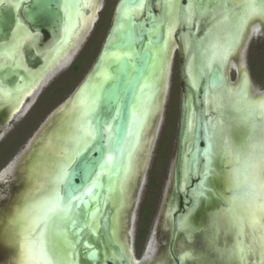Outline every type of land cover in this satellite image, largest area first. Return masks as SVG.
Returning <instances> with one entry per match:
<instances>
[{
	"label": "flooded vegetation",
	"instance_id": "af4514ba",
	"mask_svg": "<svg viewBox=\"0 0 264 264\" xmlns=\"http://www.w3.org/2000/svg\"><path fill=\"white\" fill-rule=\"evenodd\" d=\"M1 1L3 2L0 4V8L8 2L16 0ZM23 1H25L24 3H29L32 0H19L15 5L20 6ZM237 2L238 0H58L57 2L55 9L61 15V24L56 25L54 28L60 33L61 37L51 47L50 55L52 56L50 58L48 56V67L53 62L57 66H60V64L64 65L65 63V66L71 68V72L76 73L85 62L93 57L92 64L84 76L85 78L102 55L100 68L95 73L92 83L93 88L85 87L84 94L81 93L82 97L84 95L90 98L96 93V89L100 87L98 85L107 82L112 77L108 66L109 62L120 61L126 56L127 49H124L122 46H115V44L121 39L122 33L126 30L127 18L134 16L133 18L136 20H141L151 14V22L155 24V28L157 30L163 29L164 31V42L161 41L159 44L153 45L150 51H153L152 53L155 51V63H158L159 60L163 62L165 59L169 63L165 99H163L162 104V106L164 105V109L161 111L164 112L165 108L167 110L166 106L170 101L171 103L167 110L168 117L170 112L174 113L170 149L174 147L175 149L172 151V154L168 151L164 158L159 159L161 142L160 147H158V155L154 158V163L149 168L148 158L154 151V142L158 139L163 117L162 112L160 116L156 114L157 116L155 115L154 117L152 114L159 107L157 106L159 105V90L153 94H146V101L150 102L145 107L147 117H140L139 105H137V119H135L134 123L133 121L131 122V129L138 128L139 132L143 129L142 126L148 123V126L145 127L146 136L150 139L154 132L156 135L155 138H151L150 142H147L148 144L146 143L144 146L148 149L149 144L153 142L149 155L145 156V148V150L143 149L144 152L142 149L139 151L136 165L137 175L135 177L131 175L129 178V180H132V184L126 201H123L125 194L119 192V198L122 200L115 215V240L122 247H125V240L130 237L131 243H128L127 248L129 254L133 257V264H204V260L208 264L213 252L200 256L199 247L202 245L209 222L215 219L217 215H220L224 210L223 208L229 207L228 199L225 201L223 194V173L230 168L225 157L226 155L227 157L232 156L234 158L238 156L250 157L249 149L261 142L264 123L257 115L254 99L263 96L264 89L262 92H257L254 74L258 71L257 73L264 75V66L259 67V65L264 63V14L252 16V20L246 25L248 21L245 19L242 22V17L245 16L248 0L242 4ZM170 3H174V7H171V9L169 7ZM136 4H141L142 6L134 8L126 16V6ZM256 4L258 7H264V0H257ZM189 10H192L191 15L189 14ZM133 11H136L137 14L133 13ZM23 21L30 27L25 19ZM162 24H164L163 27L161 26ZM42 32L45 35V39L51 37L48 29L44 28ZM152 34L153 32L150 36ZM171 35L172 38L170 37ZM85 36L87 37L84 39V47L79 48L78 52L75 53ZM90 45L92 47L90 48L89 56L80 60L85 55L84 51ZM213 45L220 50L226 49L227 55L222 62H213L211 67H208L207 64L212 55ZM4 60L5 57L2 58L0 56V64H3ZM80 62H83L81 66H79ZM106 71L109 73L108 75ZM38 75L34 78L35 83L24 87L20 90L21 92L10 93L6 87L0 84V104L5 106L4 111L6 109L10 110V116L18 111L23 101L28 99L33 93L34 90L31 88L41 77V74ZM218 80L222 82L218 86L212 87V82ZM23 91H26L28 95L23 96ZM59 92V90H53V95L55 96ZM20 97L24 98L23 101L20 104H16V98L20 99ZM214 97L221 100L219 101L220 106H217V102L213 100ZM241 98H243V101H241ZM43 99L45 100V97ZM77 102L79 101L71 102L77 108L76 117L84 111L83 107L85 105H78L79 103ZM71 103L68 105L63 104L55 110L53 114H56L58 111L60 112L54 115L49 128H55L61 124L59 119L62 120L63 113L74 108ZM247 103L248 106H245ZM183 105L186 109V122L182 129ZM140 108L142 109L143 106H140ZM237 109L239 110L237 111ZM247 110L251 111L250 120H245L246 115L244 113ZM240 117L248 123L242 121L243 119ZM138 119L143 123H139ZM199 120H204V122H200ZM221 120L225 122L220 123ZM235 121L238 124H235ZM150 124L151 126L153 125L152 128ZM164 125L166 126V124ZM235 125L243 130L241 143L239 144L240 148L233 145L235 143L234 139H237V134L233 132ZM248 125L252 127L251 134L249 129L247 132L244 131V128L248 127ZM226 139L227 145L225 144ZM197 143L200 147L210 143L212 147V153H208V156L210 155V165L206 164L205 158L197 159V161L193 159L192 152ZM140 152L142 155H140ZM142 156L145 159L143 158V164H140ZM194 163H196V166ZM141 166L142 172H140ZM50 170L42 167L33 171L35 175L39 173L38 177H31V170L26 174V182H24L23 187L27 195H29L27 199L31 205L33 201L42 200V194L39 195L41 191L46 192L51 190V186H49L51 185L50 180H47V178L55 172V169ZM206 170L209 172L208 176H205ZM127 173L118 182V189H121L122 183L126 182L124 190H128L127 187L129 188L130 183L128 184V181L124 180ZM147 174V182L145 183L144 179ZM18 182L19 180L17 179V184ZM144 183L145 187L143 193H141L140 190L143 189ZM135 184H137V187L134 193V201L137 199L139 193L140 200L138 198L139 202H135L136 206L134 205L135 209L131 218L128 212L129 202L131 201L132 188ZM47 185L49 188L46 187ZM202 186L206 189V192L204 197H201L197 202L195 197ZM43 188L45 191H43ZM244 192L241 190V187H238L234 191H227V195L230 197V200H233L234 197L240 198ZM108 195L111 196V193ZM233 205L234 202L231 203V206ZM45 210H47V205L43 208L41 215L46 212ZM213 211H215V215H213ZM94 216L96 217V215ZM185 216H188L189 223L194 229L190 235L181 227V221ZM53 219L55 220V218ZM53 219L51 218L50 224ZM123 219L126 221L124 222ZM78 220L79 217H76L77 222ZM95 226L96 228H94ZM128 227H130L129 231ZM92 228L95 233H99L100 228L97 222L88 227V229ZM83 230L86 232L85 228ZM122 230L124 231V235ZM91 235L94 238V234L91 233ZM123 238L125 239L123 240ZM223 242V237L218 239L217 247L221 246L223 248ZM196 258L198 259L196 260ZM212 258V261H216L217 264L243 263L240 260L225 262L222 254H214ZM222 261L224 262L222 263ZM213 263L216 264L215 262Z\"/></svg>",
	"mask_w": 264,
	"mask_h": 264
},
{
	"label": "water",
	"instance_id": "95a60500",
	"mask_svg": "<svg viewBox=\"0 0 264 264\" xmlns=\"http://www.w3.org/2000/svg\"><path fill=\"white\" fill-rule=\"evenodd\" d=\"M17 1L19 0L8 2L0 8V20L2 19V14L11 11L15 3H18ZM2 2L0 0V4ZM24 2L18 6L16 12L19 23L15 25V28H11L10 32L0 38V56L5 57L4 63L0 68V84L6 87L10 93L18 92L24 87H28L32 83L34 84V78L37 74H42L40 77L42 79L50 71L55 62L48 67V52L52 50V45L61 37L60 33L54 28L56 24H54V13L52 12V8L55 9L57 7L58 0H32L29 3ZM41 17L45 18V21L37 22V19ZM23 19H25L30 27L24 23ZM151 19V14L141 20H136L131 16L127 18L126 30L122 33L121 39L116 42L115 46L126 48L128 55L124 56L120 61L109 62L108 66L112 77L96 89V92L100 93L101 98L98 107L91 117L93 126L97 129L95 138L88 144L87 150L83 152V155L73 165V168L78 170L73 178V183L80 190L77 193L78 195L83 194L84 190L92 184L93 180L97 181L96 186L91 188L94 194L92 199L88 200L86 195H84L82 201L74 202L72 212L70 213V221L65 219L64 222L68 230L82 240L81 251L78 255L82 264H133V257L129 254L127 248L128 243H131L130 237L125 240V247H122L115 240V215L116 210L121 205L118 182L127 172L129 156L135 150L136 137L138 135V128L131 129L133 106L142 95L153 94L158 90V104L162 102L163 97L165 99L169 63L166 59L163 62L159 60L158 63H155V53L150 51L153 45H157L161 41L164 42V31L163 29L157 30ZM163 25L161 26L163 27ZM21 28L35 33V35L31 40L22 43L18 48H13V44L16 42L17 34ZM44 28L48 29L51 33V37L48 39H45V35L42 32ZM152 32L153 34L150 36ZM31 41L36 42L38 51L33 56L32 67L28 68L24 63L23 57L19 56L18 53L21 47L28 45ZM3 45L10 49L5 50L6 48H3ZM101 57L102 55L100 59ZM100 59L63 104L80 100L81 93L85 87L93 88L92 83L95 73L100 67ZM9 70L13 71L11 74L6 75ZM40 79L32 86V90L37 87ZM140 93L142 94L139 96ZM109 96H111V100L108 99ZM117 97L119 99L118 103L116 102ZM157 106L160 107V105ZM163 109L164 105L162 106V111ZM4 115L6 118L10 116V110L6 109ZM199 121L201 122L202 120ZM104 122H107V124L105 125ZM185 122L186 109L183 105L182 129ZM106 126H110V133L100 131L101 128ZM48 129L49 127L43 129L42 134L38 135V140L33 144L29 157L23 161L20 182L19 184L16 183L18 188L22 187L24 182H26L25 176L29 173V161L34 152L43 145ZM130 134L131 136L133 134V136L129 138ZM146 151L147 148L144 153ZM208 153H212L210 143L201 147L197 143L192 152V157L196 161L197 159L205 158L206 164H209L210 155L208 156ZM110 158H113L112 164L110 163ZM143 158L142 156L140 164H143ZM194 164L196 166V163ZM86 165L94 169L91 178L84 171ZM100 165H104V168L101 169ZM109 165H112V168ZM207 170L205 176L209 173ZM140 172H142V166L140 167ZM136 187L137 184L132 188L131 201L129 202L128 212L131 218L133 217L135 202L138 201L140 195L139 193L137 200L134 201ZM108 193H111L114 199H111L110 195H107ZM75 217H79L78 222H76ZM96 222L100 228L99 233H95L93 229H88V227ZM83 228H86L85 236L80 234ZM127 229L129 231L130 227ZM91 233L94 234V238ZM2 243L1 241L0 245ZM84 246H88L89 250H83ZM98 247L101 248L99 253L95 251Z\"/></svg>",
	"mask_w": 264,
	"mask_h": 264
},
{
	"label": "bare ground",
	"instance_id": "6f19581e",
	"mask_svg": "<svg viewBox=\"0 0 264 264\" xmlns=\"http://www.w3.org/2000/svg\"><path fill=\"white\" fill-rule=\"evenodd\" d=\"M247 0H238L237 3L239 4H242V3H245ZM257 1V0H256ZM144 5V4H143ZM244 6V5H243ZM168 8V7H167ZM171 9V8H170ZM168 9V10H170ZM134 10V9H133ZM142 10V9H141ZM137 12L139 13V11L137 10ZM166 12V11H165ZM171 12V11H170ZM133 13H136V11H133ZM169 13V12H167ZM137 14V13H136ZM171 15V14H170ZM257 16L260 15V14H256ZM252 16L254 15H251V16H248L247 17V21L246 22V25L249 24V22L252 20ZM261 16V15H260ZM134 17V16H133ZM176 25V24H175ZM169 27V26H168ZM176 27V26H175ZM171 28L173 29V27L171 26ZM170 28V30H171ZM174 30V29H173ZM73 32V31H72ZM76 33V32H75ZM170 33V32H169ZM168 33V35H169ZM245 34V33H244ZM76 35V34H75ZM244 36V35H243ZM172 38V35L170 36ZM170 38V40H171ZM168 39H169V36H168ZM170 44V43H169ZM172 44V43H171ZM236 44V43H235ZM169 46V45H168ZM68 47V46H67ZM66 50V49H65ZM64 50V51H65ZM57 51V50H56ZM63 51V52H64ZM153 52V51H152ZM155 53V51H154ZM114 54V53H113ZM60 56V55H59ZM58 56V57H59ZM121 56V55H120ZM116 57V56H114ZM4 58V57H2ZM117 58V57H116ZM67 59V58H66ZM66 59H64V61L66 63H68L66 61ZM118 60V59H117ZM2 63V61H1ZM52 63V62H51ZM54 63V62H53ZM61 65L63 64H60V67ZM51 66V65H50ZM103 66V65H102ZM100 68V67H99ZM107 68V67H106ZM54 70H57V69H54ZM243 70V69H242ZM100 72V71H99ZM107 72V71H106ZM109 73L107 72V75ZM40 75V74H39ZM38 75V76H39ZM42 75V74H41ZM103 75V74H102ZM45 76V75H44ZM43 76V77H44ZM112 76V75H111ZM105 79V78H104ZM103 79V80H104ZM37 81V80H36ZM106 81V80H105ZM244 81V80H243ZM33 84V83H32ZM245 84V83H243ZM101 85V84H100ZM98 85V86H100ZM246 85V84H245ZM39 86V85H37ZM233 86V85H232ZM243 87V85H241ZM31 88V87H30ZM98 88V87H97ZM231 88V87H230ZM249 88V87H248ZM26 89V88H25ZM24 89V90H25ZM96 89V88H95ZM240 89V88H239ZM29 90V89H28ZM85 90V89H84ZM94 90V89H93ZM250 90V89H249ZM30 91V90H29ZM95 91V90H94ZM19 92V91H18ZM21 92V91H20ZM24 92V91H23ZM86 92V91H85ZM90 92V91H89ZM232 92V91H231ZM83 93V92H82ZM87 93V92H86ZM85 93V94H86ZM250 93V92H249ZM4 94V93H3ZM21 94V93H20ZM37 94V93H36ZM35 94V95H36ZM84 94V93H83ZM142 94V93H140ZM248 94V92H247ZM28 95L26 93V91L23 93V96H26ZM157 95V94H155ZM230 95V93H229ZM12 96V95H11ZM15 96V95H14ZM18 96V95H17ZM33 96V95H32ZM89 96V95H88ZM215 96V95H213ZM218 96V95H217ZM228 96V95H227ZM157 97V96H156ZM251 97V96H250ZM253 97V96H252ZM14 99V98H13ZM23 97H20L19 98H16V104H20L22 101H23ZM89 99V97H86L83 95V97L81 96V99L78 100L79 103L78 105H81V104H85V102ZM163 99L162 98V102L159 104L160 107H158V110H155V112H151L154 117L155 115L159 114V116L161 115V110H162V104H163ZM220 99V97H219ZM243 98H241V101ZM254 99V98H253ZM6 100V99H5ZM9 100H12V99H9ZM8 100V101H9ZM149 100V99H148ZM250 100V98H249ZM254 103H255V106H256V111H257V115L261 118L260 120H263L262 122L264 123V117H262L258 111V109L261 107V106H264V95L261 96L260 98H256L254 99ZM1 101H2V96H1ZM221 101V100H219ZM252 101V100H251ZM5 102V101H4ZM213 102V101H212ZM253 102V101H252ZM8 103V102H7ZM150 102L146 101V98H145V95H143V97H139V100L138 102L133 106V115H132V121L134 123L135 119L136 118V115H137V110L139 109L140 111V117H147V113H146V109L145 107H147V104H149ZM214 103V102H213ZM244 103V102H243ZM155 104V103H154ZM208 104V102H207ZM68 105V104H67ZM72 105V103H71ZM139 105L138 109L136 108V106ZM153 105V104H152ZM223 105V104H222ZM73 106V105H72ZM140 106L143 108L141 109ZM214 106V104H213ZM212 106V107H213ZM253 106V105H252ZM74 107V106H73ZM83 107V106H82ZM154 107V106H153ZM84 108V107H83ZM214 108V107H213ZM212 108V109H213ZM157 109V108H156ZM240 109V108H239ZM237 109V111L239 110ZM244 109V108H243ZM80 110V109H78ZM76 113H77V108L74 107V108H71L70 111H65L63 114V118L65 117V122L62 124L63 122V118L62 120L59 119V121H61L60 123L62 124L61 126L57 125L55 128H49V137H46V139L44 140L43 142V145L36 151L35 155L33 157H48V154L45 153V151H48L50 152L52 155V157H59V155L57 156L56 153H58L59 151V146L63 143L64 139L67 138L69 135H71L73 132H74V125L76 124H73V120L74 117H76ZM83 113V112H82ZM82 113H79V119L81 118L82 116ZM242 114V113H241ZM246 115V118L245 120H250L251 118V111H245L244 113ZM152 116V115H151ZM60 117V116H59ZM258 117V118H259ZM242 118V117H240ZM243 119V118H242ZM71 120V121H70ZM159 120V119H158ZM241 120V119H240ZM244 119L242 121H245ZM139 121V119H138ZM143 123L141 120L139 121V123ZM153 122V120H152ZM247 122V121H245ZM145 123V122H144ZM193 123V122H192ZM248 123V122H247ZM251 123V122H250ZM148 124V123H147ZM146 123L142 126V130H140L138 132V137L136 139V147H135V150L134 152L131 154L132 156L129 157V162L127 164L128 168H127V174H126V177L124 178V180L128 181V184H129V188L127 187V191H125L124 189L126 188L125 186V183L126 182H123L122 183V188L121 189H118V192H122V194H125L124 198H123V201H126L127 200V196L129 195V190L131 188V184H132V180H129L130 176L133 175L134 177L137 175V168H136V165H137V156H138V153L139 151L142 149H144L145 147V144L148 142H150L149 140L151 138H155V135L156 133L154 132L153 133V136L151 135L150 139L148 138V136H146L145 134V127H147ZM152 124V123H151ZM150 124V126H151ZM136 125V124H135ZM153 126V125H152ZM151 126V128H152ZM157 126V125H156ZM264 126V124H263ZM140 127V126H139ZM135 129V128H134ZM156 130V128H155ZM65 133L66 136H63V137H60L57 135L58 134H61L62 133ZM68 132V133H67ZM148 132V131H147ZM144 134H145V137H144ZM131 135V134H130ZM130 135H129V138H130ZM54 136L55 138L57 137L61 142H57V139H54ZM133 136V134H132ZM131 136V137H132ZM139 136L140 139H139ZM221 138V137H220ZM93 139H86L85 141H82L81 142V145L80 147L83 149L85 147L88 146V144L92 141ZM227 140V139H226ZM36 142V141H35ZM49 143V144H48ZM155 143V142H154ZM252 144V143H251ZM250 144V146H251ZM254 144V143H253ZM47 145V146H46ZM150 146H148V149L145 153V156L149 155V153L151 152V148H152V145H153V142H151V144H149ZM251 148V147H250ZM146 149V148H145ZM231 150V149H230ZM227 151V150H226ZM142 152V151H141ZM140 152V155H142ZM249 156L250 157H247L246 161L244 164H247V166L245 167L246 171H245V174L248 175V178H247V181H246V184L244 185L241 181H238V176H236L238 173L241 174V171L237 168L238 165H239V156L238 157H226L227 158V164L230 166V168H228V170L226 172H224V196H225V201H227L228 199V202L229 201H232V203L234 202V205L231 206V211L230 212H226L225 210L228 209L229 207H225L223 208L224 210L222 211V213L220 215H217L215 217V219L217 218V220L215 219H212L210 222H209V227L207 229V232H206V235L203 237L204 239L202 240V245H204L203 247H199V255L202 256V255H207L210 254L211 252H213V255H223L224 256V259H225V262H232L231 260H239L238 258H235L233 256H231V252L235 249H237L238 247H243L245 249H249L248 251V254L245 255L244 259L241 261L243 262L242 264H264V228H261L260 225H257L255 222L257 219H259L261 222H264V209L261 208V205L264 204V189L261 188V184L262 182H264V127H263V133H262V136H261V142L257 145H255L254 147H252L251 149H249ZM227 153V152H226ZM229 153V152H228ZM144 154V153H143ZM222 154V153H221ZM232 155V154H231ZM244 156V155H243ZM252 156V157H251ZM242 157V156H241ZM33 159V160H32ZM30 159V168L32 166H35L34 169H30L29 166V172L30 170L33 172L36 169V163H35V160L34 158ZM45 159V158H44ZM53 159V160H54ZM60 159V158H58ZM145 159V158H144ZM39 160V159H38ZM41 160V159H40ZM52 160V159H51ZM56 160V159H55ZM238 160V161H237ZM50 162V160H45L44 162H42L41 166L43 168H49L48 167V163ZM112 161H113V158H110V163L112 164ZM236 161V163H235ZM37 162V160H36ZM57 162L59 163V160H57ZM225 162V160H224ZM241 162V160H240ZM55 163V162H54ZM226 163V162H225ZM235 163V164H234ZM242 163V162H241ZM240 163V164H241ZM244 164L242 166H244ZM52 165L56 166L58 164H53ZM210 165V164H209ZM39 166V165H38ZM52 166V167H53ZM187 166V165H186ZM236 166V168H235ZM41 167V168H42ZM110 168H112V165H109ZM55 168V167H54ZM53 168V169H54ZM52 169V168H51ZM50 170V169H49ZM223 170V169H222ZM51 171V170H50ZM49 171V173H51ZM48 173V174H49ZM54 173V172H53ZM222 174V173H221ZM239 174V175H240ZM132 176V177H133ZM44 177V176H43ZM50 177V175H49ZM49 177L47 178V180L49 179ZM222 177V175H221ZM240 177V176H239ZM241 178V177H240ZM19 180V179H18ZM108 180V179H107ZM45 181H46V178H45ZM100 181V179H99ZM131 181V182H130ZM20 182V180H19ZM18 182V184H19ZM50 182V181H49ZM15 183H17V180L15 181ZM47 183V182H46ZM120 184V183H119ZM45 185V184H44ZM51 186V185H49ZM49 186L47 185L46 187L49 188ZM45 188V186H43ZM238 187H241V190L244 192L240 198H237V197H232L233 200L229 199L230 197L227 195V191H234L236 190ZM22 188V189H21ZM43 188V191H45ZM18 190L14 192V194L12 193L11 194V201L10 203L7 205V206H4V208L6 210H3L2 213H0V224L3 222L4 224H8L9 223V228H10V231H12V233H15L17 235H15L16 237L15 238H18L17 240L20 239V241L17 243L18 244V251H19V260L16 262V264H26L25 262V259L22 258L21 256V243L24 242V236L26 235H30V232L28 231V228H29V222L28 220H18L17 217H18V210L24 208L25 204L29 202V200L27 199V197L29 195H27L26 193V190H24V187L22 185V187L20 186V188H17ZM48 190V189H47ZM184 190V189H183ZM30 191V190H29ZM40 192V191H39ZM47 192V191H46ZM137 192V191H136ZM44 192H40L39 195L43 194ZM37 194V193H36ZM45 194V193H44ZM109 194V193H108ZM107 194V195H108ZM221 194V193H220ZM230 194V193H229ZM32 196V194H30ZM93 191L91 189V191L89 192V194L86 195V198H88V200H91L92 197H93ZM30 196V198H32ZM35 196V195H34ZM33 196V198H35ZM43 196V195H42ZM41 196V197H42ZM112 196V195H111ZM110 196V198H111ZM234 196V195H233ZM29 198V197H28ZM40 198V197H39ZM44 198V199H43ZM42 200H39L37 202H35L36 204L31 208L30 210V215H29V220L32 219V218H38L40 217L41 215V212H43V208L46 207V198L43 197ZM113 199V197H112ZM224 199V198H223ZM122 199H120L121 201ZM137 200V199H136ZM226 202V203H228ZM38 203V204H37ZM13 209L14 212H13ZM46 211V210H45ZM118 211V210H117ZM16 214V218H15V222L13 223L12 221V218H14L15 214ZM215 211H213V215ZM217 213V212H216ZM220 213V212H219ZM212 215V213H211ZM124 216V215H123ZM10 218V221L8 222V219ZM76 218V217H75ZM116 218V216H115ZM53 219V218H52ZM211 219V217H210ZM61 220V219H60ZM70 221V219H67V221ZM59 221V220H58ZM124 221V219H123ZM126 221V220H125ZM124 221V222H125ZM52 223L50 224L49 226V231L53 228H55V223H56V220L53 219V221H51ZM64 222H65V218H64ZM77 222V221H76ZM118 224V223H117ZM121 224V222H120ZM122 225V224H121ZM125 225V224H123ZM8 227V226H7ZM122 227V226H121ZM124 227V226H123ZM206 227V226H205ZM66 230H67V234H68V239L67 240H63L62 242L59 241V239L56 240V243L58 245L62 244V245H65L64 248H67L66 251H68V255L66 252L61 253L60 251V255L59 257H61L62 259H65L66 258V255L70 257V259H72V264H82L81 260L79 259V252L81 251V239L80 238H77L76 236H74L72 234V232H70V230H68L67 226H65ZM96 228V226L94 227ZM86 229V228H85ZM93 229V228H92ZM83 230V229H82ZM98 230V229H97ZM96 230V231H97ZM121 231V230H120ZM0 232H1V227H0ZM124 231L122 230V233ZM37 233H38V230H37ZM52 234V232H51ZM60 234V233H59ZM49 235V234H48ZM124 235V233H123ZM129 235V234H128ZM122 237V236H121ZM125 237V236H124ZM221 237H223V248L221 246H218L217 247V243H218V239H221ZM5 239H7V237L4 236L3 240L0 238V240L4 243L5 242ZM119 239H120V236H119ZM125 238H123L124 240ZM121 240V241H123ZM0 241V242H1ZM48 241V245L50 246L52 241L49 240V238L47 239ZM152 242V241H151ZM124 243V241H123ZM8 244V243H6ZM88 245V244H87ZM125 245V243H124ZM123 245V246H124ZM3 247H10L8 245H5V243L3 244ZM61 247V248H63ZM60 248V247H59ZM222 248V249H221ZM83 250L87 251L88 250V246H84L83 247ZM177 250V249H176ZM14 250H11V254L8 256V263L11 264V262H13V258H14ZM71 252V254H70ZM51 253V252H50ZM195 253V252H194ZM197 253V252H196ZM198 254V253H197ZM195 255V254H194ZM213 255H211V258L209 259L208 261V264H214L213 262L216 263V261H212L213 260ZM52 257V256H51ZM196 257V255H195ZM55 259V258H54ZM193 259V258H192ZM198 258H196L197 260ZM68 260V259H67ZM66 260V262H67ZM78 260V261H77ZM65 261V260H64ZM224 261H222L223 263ZM235 262V261H234ZM65 262H63L62 264H64ZM145 263V262H144ZM160 263V262H159ZM14 264V263H12ZM143 264V263H142ZM153 264V263H152ZM161 264V263H160ZM192 264V263H191ZM217 264V263H216ZM226 264V263H225ZM230 264V263H229Z\"/></svg>",
	"mask_w": 264,
	"mask_h": 264
},
{
	"label": "rangeland",
	"instance_id": "374dc122",
	"mask_svg": "<svg viewBox=\"0 0 264 264\" xmlns=\"http://www.w3.org/2000/svg\"><path fill=\"white\" fill-rule=\"evenodd\" d=\"M17 8H18V5H15L13 7V9H11V11L2 14L3 16H2V19L0 20V38L3 37L4 35H6L8 32H10V29L15 28L16 27L15 25H17L19 23V21H17L18 20L17 13H16ZM52 12L54 13V24L60 25L61 24V15L59 14L58 10L52 8ZM42 20L45 21V18H42V17L38 18L37 22H43ZM86 37L87 36H85L83 38V40L80 43V46L76 49L75 53L78 52L79 48L84 47L83 43H84V39H86ZM2 47L4 48L5 46L3 45ZM91 47H92V45H90L87 48V50L84 51L85 55L83 57H81L80 60L82 58H86L89 56L90 51H91L90 50ZM5 48H6L5 50L10 49L9 47H5ZM20 49L21 50L19 51L18 55L22 56L25 65L28 68H31L33 56L36 53V51H38L36 42L31 41L28 45L21 47ZM97 49H98V47H97ZM263 53H264V51H263ZM50 54H51V52L49 51L48 52L49 58H50V56H52ZM71 57H69V58L71 59ZM92 61H93V57H92V59L85 62L84 65H82L83 62H80L79 66H81V65L82 66L80 67V70L76 73L71 72V68L68 66H65L66 65L65 63H64V65H61V67L54 65L50 69V71L48 73H46L45 76L42 77V79H40V82L38 84L39 86H37L34 89L33 93L30 95V97L28 99H25L23 101L19 110L16 111L12 116H8L6 118V116L4 115V107L5 106L0 105V151L7 149L6 154L5 155L3 154L2 157H0V213H2L3 210H6L4 208V206H7L10 203L11 194L12 193L14 194V192L18 190L17 189L18 187L16 186L15 181L17 179L20 180L23 161L27 157H29L31 149H33V144L36 143V142H34V140L35 139L38 140L37 137H38V135L42 134L43 129H47L48 127L51 126V121H53V119H54L53 113L55 112L56 109H58V107H60L63 104L64 101H66L71 96L72 92L82 82L86 72L88 71V69L90 68V66L92 64ZM263 64L259 65V67H263L264 66ZM1 65L2 64H0V68H1ZM54 69H57V70H54ZM256 70H258V69H256ZM12 71L13 70H9L8 73H6V75L11 74ZM257 72L254 74V83H255L257 92H262V90L264 89V75H261L260 73H257ZM53 90H57V91L59 90L60 92L54 96ZM44 97H45V100L43 99ZM170 103L171 102L169 101V104ZM169 104L166 106L167 110H168ZM245 106H248V103ZM167 110L165 108V111L162 114V117H163L162 118V124H161L162 127H161V130L159 132L158 139L155 142L154 151L152 152V155L149 157V162H148L149 168H150V166L153 165L152 163H154L153 162L154 158L157 157V155H158V147H160L161 142H162V144H161V148L159 150V155H158L159 159L164 158L168 151H170L172 154V151H174V149H175V147L173 149H170L171 137H172V131H173L174 113L170 112L169 117H168ZM167 117H168V120H167ZM65 120L66 119L64 117L62 124L65 122ZM72 120H73L72 123L75 124L80 119H79V117H74V119H72ZM166 120H167V122H166ZM224 122L225 121H223V120L220 121V123H224ZM62 124H59V126H61ZM164 124H166V126ZM235 124H238V122L235 121ZM249 126L250 125H248V127H245L244 131L247 132L249 129V132L251 134L252 127L251 126L249 127ZM233 132H235L234 134H237V139L236 138L234 139L235 143H233V145L237 148H240L239 144L241 143V139H242L241 134L243 133V130L240 129L239 126L235 125ZM46 134H47V137H49V134H50L49 130L47 131ZM57 135L60 137L66 136L64 132L62 133V135L58 134V133H57ZM54 139H57V142H59V143L61 142L57 137L55 138V136H54ZM172 143H173V140H172ZM35 153L36 152H34V154L32 155V158H34V160H35V163L37 165L36 166L37 170L42 167L41 166L42 162H44L45 160H48V159L50 160V162L49 163L47 161L46 162L48 163L49 168L46 167V169H51V168L53 169L55 167L54 169L56 170L57 167L55 165L53 166L52 163L58 164L57 160H59V162H60V159H58L60 157H55V159H56L55 160L54 157H52L53 155L50 152L45 151V153L48 154V157H44L45 158L44 159L43 157H33L35 155ZM56 155H57V153H56ZM246 159H247V157H239V165L237 168L241 171V174L238 173L236 175V176H238V181H241L244 185L246 184V181L248 178V175L245 174V171H246L245 167L247 166V164H244V163H245ZM36 160H37V162H36ZM240 160L242 163L240 162ZM243 164H244V166H242ZM28 166L30 168V161H29ZM33 167L35 168V166H32L30 169H34ZM235 168H236V166H235ZM37 174L38 175H35L34 172H32L31 177H38L39 173H37ZM147 177H148V174H147V176H145V179H144L145 183L147 182ZM145 183L142 186L143 189L141 190V193H143ZM49 192H51V190L44 192L45 194L44 193L42 194L43 196L41 197V199L43 197H45L47 199L49 194H50ZM139 200H140V198H139ZM139 200H138V202H139ZM35 204H36L35 202H32V207ZM14 210L15 209H13V212H14ZM40 216H42V215H40ZM136 217H137V215H136ZM136 217H135V219H136ZM15 218H16V214H15L14 218H12L13 223L16 221ZM52 218H55V220H56V223L54 226L55 228H53L52 231L50 230L48 232L49 235H47V239L49 238L50 241H52V239H53V241H52L50 246L48 244H47V246L49 249V253L51 252L50 255L52 256L53 264H62L63 262H65L64 264H72V259H70V257L67 256L68 255V253H67L68 251H66L67 248H64L65 245H62V244L58 245L56 243L57 239H59V241H61V242L64 239L65 240L68 239L67 230H66L65 225H64L63 215L62 214L56 215ZM9 221H10V218L8 219V222ZM135 225H136V223H135ZM0 227H1L0 238L3 240L4 236L7 237V239H5L4 243H5V245L10 246V247H3V243L0 245V264H9L8 263V258H9L8 256L11 254V250H14L13 251L14 252V258H13V262H11V264L12 263L16 264V262L19 260V257H20L19 256L20 254L18 251V244H19L18 242L20 241V239L17 240L18 238H15L16 237L15 235H17V234L12 233V231H10L9 223L4 224L2 222L0 224ZM51 232H52V234H51ZM80 234L86 235V232L84 230H81ZM32 238L35 239V237H32ZM101 238H102V235H101ZM99 239H100V236H99ZM6 243H8V244H6ZM61 247H63V248H61ZM100 250H101L100 247L95 249V251L98 253L100 252ZM59 251L63 254H64V252L67 253L65 259H62L61 257H59V255L61 254ZM70 254H71V252H70ZM66 260H67V262H66ZM204 264H206L205 260H204Z\"/></svg>",
	"mask_w": 264,
	"mask_h": 264
},
{
	"label": "snow or ice",
	"instance_id": "6c2138e0",
	"mask_svg": "<svg viewBox=\"0 0 264 264\" xmlns=\"http://www.w3.org/2000/svg\"><path fill=\"white\" fill-rule=\"evenodd\" d=\"M141 6V4L126 6L125 15L127 16L134 8H139ZM65 7H67V5H65ZM169 7H174V3H170ZM191 11L192 10H189L190 15ZM256 14H264V7H258L256 0H248L247 10L245 16L242 17V22L247 19L248 16ZM34 35L35 33H31L26 29L21 28L17 34V39L13 44V48H18L22 43L31 40ZM125 55L127 56L128 53H125ZM226 55V49L220 50L213 45L212 55L208 60L207 66L211 67L213 62H222L226 58ZM221 82L222 81L219 80L212 82L211 86L216 87ZM100 98V93L96 92L85 102L82 116L74 125V132L65 138L63 143L59 146L57 155L60 157V162L58 163L55 172L49 177L51 192L46 200V212L38 218H32L29 220L30 210L32 208L30 203H26L23 209L18 210L17 219L28 220L30 225L28 228L30 235L24 236V242L21 243V256L25 259L26 264H53V260L47 246V235L49 232L51 218L62 214L63 218L69 219L74 202L82 201L83 196L89 194L91 188L96 186L97 181L93 180L92 184L84 190V193L78 195L77 193L80 190L73 183V178L77 174L78 170L74 169L73 165L76 163L77 159L83 155V152L87 150L86 147L83 149L80 147L81 142L86 139L95 138L97 129L93 126V120L91 117L98 107ZM108 99L111 100V96H109ZM213 100L217 102V106H220V102L216 97H214ZM116 102H119L118 97ZM258 111L260 115L264 117V106H261ZM104 124L106 125L107 122H104ZM100 131L110 133L111 128L110 126H106L101 128ZM225 144L227 145V140H225ZM100 167L103 169L104 165H100ZM84 171L89 178H91L94 169L91 166L86 165ZM261 188L264 189V182H262ZM205 192L206 189L202 186L201 190L196 194L195 200L198 202L201 197H204ZM231 203L232 202L229 201V208L225 210L226 212L231 211ZM261 208L264 209V204L261 205ZM255 223L260 225L261 228H264V222H261L259 219H257ZM181 227L188 232L189 235L192 231H194L189 223L188 216H185L181 221ZM32 237H35V239ZM248 251L249 249L238 247L231 252V256L242 261L245 255L248 254ZM186 255L188 254L186 253Z\"/></svg>",
	"mask_w": 264,
	"mask_h": 264
},
{
	"label": "trees",
	"instance_id": "16d2710c",
	"mask_svg": "<svg viewBox=\"0 0 264 264\" xmlns=\"http://www.w3.org/2000/svg\"><path fill=\"white\" fill-rule=\"evenodd\" d=\"M6 152H7V149H5V150H3V151H0V157H2L3 154L5 155Z\"/></svg>",
	"mask_w": 264,
	"mask_h": 264
}]
</instances>
